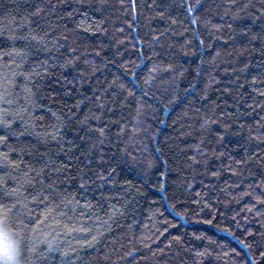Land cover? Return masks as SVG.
<instances>
[{
	"label": "trees",
	"instance_id": "obj_1",
	"mask_svg": "<svg viewBox=\"0 0 264 264\" xmlns=\"http://www.w3.org/2000/svg\"><path fill=\"white\" fill-rule=\"evenodd\" d=\"M45 3L46 0H0V19L5 15L14 19L16 24H9L8 27L16 31L23 18L28 17L33 20V29L43 35L47 28L32 13ZM130 3L131 0H124L123 5L120 0H51L53 7L57 4L59 7L53 15L43 19L49 21L53 28L60 26L55 33L57 36L65 32L63 25L73 28L80 20H84L86 26L105 21L103 26L108 31L93 33L79 30L75 34L78 40L73 42L74 37L70 36L59 52L52 53L62 62L68 49L77 48L76 55L80 59L74 67L50 72L45 78V86L40 89L38 97L39 103L45 107L36 110V115L42 117L38 122L41 128L51 132L56 124L48 108L66 118L67 108L78 100L91 97V101H86L78 109V115L83 116L89 109L99 111L95 104L101 92L107 91L105 99L109 101L115 95L123 102L127 91L117 89V85H125L135 95L129 96L123 107L110 110L109 104L104 108L108 141L102 150L106 162H111L116 168L113 180L117 183L97 181L79 191L76 173H69L72 183L64 185L62 191L75 195L80 201V208H65L59 200L55 201V205L37 206L33 202L30 205L33 215L24 213L21 218L25 225H35L40 219L39 230L56 236L61 249H77L63 264H245L240 259L247 252L242 241L252 243V236L258 238V234L264 232V203L255 198L256 194L264 195V185L259 179L264 173V143L255 139L257 135L264 137V129L256 123L260 121L264 124V108L261 107L264 96L255 91L259 88L264 92V14L259 11L264 3L262 0H236L235 5L230 6L229 0H200L203 6L194 14L199 17L195 22L186 7L187 3H191L196 8L197 0H136L138 22L132 19L133 10L127 6ZM249 3L251 6L245 12L238 17L233 15L238 8H244ZM74 9H78L76 15L71 18L65 15ZM45 10L50 11L47 7ZM162 11L165 13L163 17L157 15ZM225 12L229 14L224 15ZM129 20L132 23L126 24ZM173 20L177 23L173 24ZM213 24L222 27L215 29L211 26ZM120 28H123L122 33L118 31ZM26 32L27 26H24L17 34L24 35ZM159 33L165 35L158 43L154 42L153 36ZM201 37L203 45L199 42ZM13 46L6 36H0V68L3 72L19 71L15 65L9 64L10 58L5 55ZM15 46L24 47L25 44L17 41ZM153 52L160 53L159 59ZM217 52L220 53L218 57ZM86 60L92 63L86 65ZM154 63H171L175 71H161L151 85L145 86V78ZM23 70L30 69L26 67ZM132 71L136 72V76L130 75ZM64 76L75 83L65 87ZM253 77H256L255 81ZM56 80L60 83H55ZM113 80L115 85L109 88ZM23 83V79L18 77L11 99L23 95L19 88ZM49 84L51 87L47 86ZM190 85H195V88ZM141 88L147 93L142 101L144 107L140 116V126L146 131L137 132L132 137L129 126L117 136L119 128L113 121H120L121 125L124 121L129 125L136 123ZM53 90L60 95L53 98ZM19 103L22 104L23 100ZM11 109L16 111V105H12ZM205 118L214 123L201 128ZM67 123L68 127L63 130L67 140L75 141L83 149L89 143L84 139L86 130L76 128L75 120H68ZM225 124L230 127L225 129ZM16 130H21L18 122ZM10 140L13 146H20L11 137ZM97 140V134H93L91 142L96 143ZM23 143L36 145L31 155L22 158L24 165L39 168L42 161L38 153L45 151L56 154L54 159L58 156L64 160V154L60 153L54 141L47 148L30 137ZM198 144L205 151L197 153L194 146ZM125 146L128 147L127 155L123 152ZM158 148L162 153L157 151ZM0 151L7 152L8 148L0 146ZM254 152L256 156L247 166L237 167L230 159L245 160ZM192 156H196L199 163H192ZM11 158L21 159L15 153ZM90 158H93L95 168L100 162L98 158ZM113 158L117 159L113 161ZM229 165L235 168V172H229ZM6 171L8 169L0 166V174ZM24 171L27 167L21 166L12 174L20 175ZM213 172L219 175L213 176ZM125 181H130L131 186ZM249 185L252 187L249 188ZM9 186H14L11 179ZM28 191H33L30 186ZM204 200L212 207H205ZM169 201L185 215H176L169 207ZM197 201H200L199 205ZM14 202L0 198V203L10 209L6 214L17 229L16 217L20 207H12ZM85 202L90 203L92 208H84L82 205ZM56 205L60 206L56 208ZM121 205L124 206L123 215L114 216L112 221L104 224L111 209ZM47 208H55V211L49 218L43 219ZM61 212L67 215H59ZM258 212L261 215H257ZM88 216L92 219L85 218ZM96 217L100 219L97 221ZM56 220L93 228L100 223L112 231L106 232L98 243L88 247L76 242L90 239L89 234L66 232L62 224L55 223ZM176 237L181 239L177 241ZM170 240L173 241L171 245L168 243ZM146 244L150 247H145ZM29 246L27 241L22 246L26 264H37L36 255L41 256L38 264H43L46 245H41L40 253L35 255L29 253ZM200 252L204 255L198 256ZM53 255L58 258L60 253ZM252 255L256 256L257 262L260 261L255 248ZM55 264H60V260L57 259Z\"/></svg>",
	"mask_w": 264,
	"mask_h": 264
},
{
	"label": "snow or ice",
	"instance_id": "obj_2",
	"mask_svg": "<svg viewBox=\"0 0 264 264\" xmlns=\"http://www.w3.org/2000/svg\"><path fill=\"white\" fill-rule=\"evenodd\" d=\"M155 2V0H153ZM121 5L124 4V0H120ZM236 0H229L230 6L235 5ZM264 3V0H262ZM129 8L133 10L132 19L137 20L138 18L135 15L136 10V0H131V3L127 5ZM203 5L200 3V0H197V7L194 8L191 3H187L186 11L191 15L193 22L197 21L199 17L194 14L199 10ZM251 4H245L244 8H238L237 11L233 14L235 17H238L240 13L245 12V9L250 7ZM49 8L50 11H46L45 8ZM56 7H59L57 4L55 7L51 5V0H46L45 4H42L39 7L35 8V11L32 13V16L36 17L38 20L43 21V27L47 28V31L44 32L43 35L37 33L32 25L33 20L28 17L23 18V22L18 25L17 30L14 31L12 28L8 27L9 24H16L14 19H10L8 15H5L2 19H0V36H6L10 41L13 47L11 50L5 55L8 56L9 64L15 65L19 71H11L3 72V69L0 68V146L8 148V151H0V166L8 169V171L0 174V198H5L8 200H14L12 207H20V212L17 213L16 222L19 227L16 230L18 233L20 244L23 246L25 241L30 245L28 251L30 254H38L40 253V246L46 245L45 252L43 254V264H55L57 259L60 260V264H63V261L68 258L72 253H76V248H65L61 249L59 247L57 237L52 236L51 232H43L39 230V225L41 223L40 219H37L35 225H25L24 219L21 218L24 213L27 216H32L33 212L30 208V205L33 202L37 203V206L40 205H55V201L59 200L60 205H63L65 208L75 209L80 208V201L76 199L75 195L68 193L67 191H62L64 185H70L72 183V179L69 177V173H76V181L79 185V191H83L87 185L95 184L97 181L110 183L115 185L117 183L116 180H113V176L116 175V168L112 167L111 162H106L105 153L103 152V146L108 141V137L106 134V128H108L107 123H105V105H111L110 110H114L115 107L121 106L123 107L126 104L127 98L129 96H134L135 93L127 90L126 86L121 84L117 85V89H125L127 91V95L123 97V102H120V97L113 95L112 99L109 101L105 99V96L108 95L107 91L101 92L100 97L98 98L95 107L99 109L98 112L89 109L87 114L83 116L78 115V109L80 105L85 104L86 101H91V97H85L84 99L78 100L71 108H67L68 116L65 118L63 114H57L52 112L51 108H48V112L52 115L56 121L55 126L52 128L51 132L44 130L41 128V125L38 123L42 117H38L36 115V110L43 109L45 105L39 103L38 97L41 95L40 89L45 86L44 80L49 75L50 72L56 71L58 69H67L70 67H74L77 61L80 59L79 56L76 55L78 49L70 48L68 49L67 56L63 57L61 62L56 56L52 55L53 52H59L60 48L64 47L68 41L69 37H74V41L79 39L75 34L82 29H86L88 32H107V27H104L105 21H99L93 25H87L84 20H80L75 27L69 28L67 24L63 25L65 32H62L57 36L55 33L57 32V28L60 26L57 25L56 28L51 26L49 21H45L43 18L45 16H51L56 12ZM78 9H74L73 11L66 12L65 15L69 18L76 15ZM259 11L264 14V7H261ZM228 12H225L224 15H228ZM87 16V13H84ZM157 15L163 17L165 13L159 12ZM57 19H63V17H57ZM7 21V23H4ZM132 20L126 21V24H131ZM173 24L177 23V21L173 20ZM210 24L211 21H208ZM24 26H27V32L24 35H18L17 32L22 29ZM212 28L220 29L222 26L219 24L211 25ZM37 27H41L40 24H37ZM121 33L123 32V28L118 29ZM52 34L49 37V34ZM66 33V34H65ZM165 33H159L158 35L153 36L154 42H159ZM197 35H199L197 33ZM211 35V32L209 33ZM17 41L23 42L25 44L24 47H16L15 44ZM200 44H204L203 37L199 40ZM120 43H123L121 41ZM141 44L144 41H140ZM190 43V41H189ZM35 44V47H29V45ZM149 48H152V44H149ZM143 49H141L142 51ZM158 59L160 57V53L153 52ZM220 55L217 52V57ZM215 60V57L213 58ZM203 63V60L201 61ZM92 61L86 60L85 64H91ZM143 64V59L140 61ZM29 68V71H24V68ZM123 67V66H122ZM139 67V65H137ZM245 70H247V66H245ZM174 72L175 68L173 64H162V63H154L152 68L149 69L147 77L145 78L144 84L145 86L151 85L156 75L161 72ZM183 73H181L182 75ZM132 76H136V72L132 71L130 73ZM23 79L24 83L19 85L20 91H22L23 95L21 97H17L16 99H11L10 97L13 95L12 89L17 88V78ZM40 81V83H36V81ZM64 86L67 87L69 84L75 83V81H69L66 76L63 77ZM253 80H256V77H253ZM55 83L59 84L60 80H56ZM115 85V80H113L112 84L108 87L112 88ZM51 87V85H47ZM190 87L195 88V85H190ZM141 96L137 101V116L136 123L129 125L127 121L123 122L121 125L120 121H113L119 128V132L116 133L117 136L124 133L125 130L130 126L132 131V137L136 135L137 132L146 131L140 126V116L141 109H143L144 105L142 103L145 95L147 93L144 92L143 88L140 89ZM255 91L264 96V92H262L259 88H256ZM69 92L71 89L69 88ZM60 95V93L55 90L52 91V97ZM20 100H23V103H19ZM16 105L17 110L12 111L11 106ZM249 107H251L249 105ZM264 108V105H261ZM232 115V114H226ZM68 120L77 121L76 128L80 130H86L84 139L89 141L88 144H85L83 149L80 145H77L75 141L67 140L66 136L63 133V130L68 127ZM17 122L19 123L20 131L16 130ZM214 121L205 118L203 123L201 124V128H204ZM259 128L264 129V124H261L260 121L256 122ZM239 126V122L237 121ZM103 125V126H101ZM229 124H225L224 128H229ZM41 128V130H37ZM110 130V129H109ZM251 131V128L249 129ZM97 134L98 140L96 143H92V135ZM217 136H220V133H217ZM10 137L17 141L20 146H13L10 140ZM34 138L38 141V144L47 148V145L50 142H55L57 147L60 149V153L64 154V160H60L57 158H53L56 154H50L48 151L38 153L41 158V165L39 168H34L31 165H24L23 157L25 155H31V150L36 148V145H25L23 141L26 138ZM129 137V139H132ZM255 139L264 143V137L255 136ZM119 143V141H117ZM202 144V142H201ZM197 150V153H202L203 150L201 145L194 146ZM162 153L161 149H157ZM259 151V148H258ZM68 152H71L72 155H67ZM125 155L128 154V147L125 146L123 149ZM15 153L20 156L21 159L15 160L11 158V155ZM223 155V154H222ZM256 156L254 152L252 156H249L248 159L245 160H235L234 157H230L231 160L234 161L235 165L238 167L240 165L247 166L253 157ZM81 157L83 159L81 160ZM98 158L99 162L97 166L94 168L93 158ZM117 158H113V161ZM192 163H199L196 156L190 157ZM264 163V161H262ZM167 164V161H165ZM21 166L27 167V171H24L20 175H13V170H18ZM151 166V165H150ZM191 167V164L189 165ZM229 172H235V168L232 165L228 166ZM239 175V173H236ZM213 176L219 175L218 172H213ZM9 179L13 182L14 186H9ZM260 183L264 185V173L260 174ZM125 184L130 185V181H125ZM32 188V192L28 191V187ZM249 188L252 185L248 186ZM164 191L163 187L161 188ZM207 195V193L205 194ZM248 195V193H245ZM55 198V199H54ZM255 198L258 202L264 203V195L256 194ZM200 201H197L199 205ZM205 207L211 208L212 205L208 203L207 200L203 201ZM60 205H56L58 208ZM84 208L91 209L92 205L88 202H85L82 205ZM123 205L115 206L111 209L108 215V221H105L104 224H107L109 221L113 220L114 216L123 215ZM169 207L172 208L176 215L183 217L185 214L180 212L177 209L175 204H172L169 201ZM10 211V209L4 204L0 203V220H8L9 216L6 214ZM55 211V208H47L43 212V219H47L51 216L52 212ZM159 211V209H157ZM167 211V208H165ZM203 211V209H201ZM61 216H66V212L59 213ZM257 215H261V213H257ZM86 219L91 220L92 217H85ZM97 221L100 219L99 217L95 218ZM55 223L62 224L63 230L66 232H75L79 231L81 233H87L90 235V239H85L82 242L77 241L76 243L86 245L88 247H92L94 244L98 243L99 238H102L104 234L110 233L112 229L110 227H105L104 224L97 223L95 228L93 227H85L82 224H68L63 223L61 220H56ZM167 223V221H165ZM211 223V221H209ZM120 227L119 225H117ZM131 227V225H129ZM165 231L167 229L165 228ZM230 231V229H228ZM247 232V229L245 230ZM59 233H57V236ZM249 235H252L249 233ZM51 237V238H50ZM149 239H151L149 237ZM175 240L179 241L181 238L176 237ZM169 245L173 243L170 240ZM244 243L245 249L247 252L240 256V259L245 261V264H264V232H261L257 236H252V243L247 241H242ZM145 247H150V245H145ZM253 248H255L257 254L260 257V261L257 262L256 256L252 255ZM135 251V249H133ZM234 251V250H233ZM59 252L60 256L57 258L53 255V253ZM132 253H129L131 255ZM163 254V250H161V255ZM156 255V253H153ZM198 256H203L204 253H197ZM78 260L79 257L77 256ZM41 256L36 255V262H40Z\"/></svg>",
	"mask_w": 264,
	"mask_h": 264
},
{
	"label": "clouds",
	"instance_id": "obj_3",
	"mask_svg": "<svg viewBox=\"0 0 264 264\" xmlns=\"http://www.w3.org/2000/svg\"><path fill=\"white\" fill-rule=\"evenodd\" d=\"M0 264H26L18 233L10 220H0Z\"/></svg>",
	"mask_w": 264,
	"mask_h": 264
}]
</instances>
